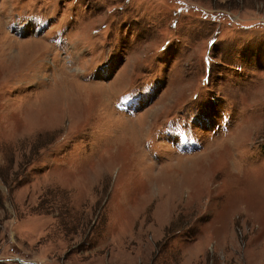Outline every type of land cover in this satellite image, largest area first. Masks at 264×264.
<instances>
[{
  "label": "rangeland",
  "instance_id": "374dc122",
  "mask_svg": "<svg viewBox=\"0 0 264 264\" xmlns=\"http://www.w3.org/2000/svg\"><path fill=\"white\" fill-rule=\"evenodd\" d=\"M23 262L264 264V0H0Z\"/></svg>",
  "mask_w": 264,
  "mask_h": 264
},
{
  "label": "water",
  "instance_id": "95a60500",
  "mask_svg": "<svg viewBox=\"0 0 264 264\" xmlns=\"http://www.w3.org/2000/svg\"><path fill=\"white\" fill-rule=\"evenodd\" d=\"M19 262H21L20 260H19ZM24 263V262H23ZM24 264H28V263H24ZM31 264V263H30Z\"/></svg>",
  "mask_w": 264,
  "mask_h": 264
}]
</instances>
